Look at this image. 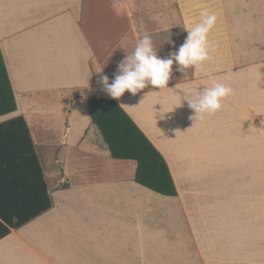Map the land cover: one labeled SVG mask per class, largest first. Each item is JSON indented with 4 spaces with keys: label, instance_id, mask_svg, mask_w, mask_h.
I'll return each mask as SVG.
<instances>
[{
    "label": "crops",
    "instance_id": "crops-1",
    "mask_svg": "<svg viewBox=\"0 0 264 264\" xmlns=\"http://www.w3.org/2000/svg\"><path fill=\"white\" fill-rule=\"evenodd\" d=\"M156 1L0 0L17 103L0 124L24 118L36 157L0 168V264H264V0ZM204 6L219 14L206 70L233 89L221 111L191 119L182 93L151 86L107 95L101 76L111 81L138 40L149 35L167 58ZM183 78L174 66L168 87L204 84L191 70ZM93 96L127 105L177 197L135 183L137 163L111 157L87 112ZM163 106L175 110L167 119ZM45 193L51 209L2 236L17 207L37 212Z\"/></svg>",
    "mask_w": 264,
    "mask_h": 264
},
{
    "label": "trees",
    "instance_id": "trees-1",
    "mask_svg": "<svg viewBox=\"0 0 264 264\" xmlns=\"http://www.w3.org/2000/svg\"><path fill=\"white\" fill-rule=\"evenodd\" d=\"M16 109L15 94L0 49V117L13 113ZM87 112L91 124L97 128L111 157L115 160H131L137 163L135 183L162 196H178L165 159L117 101L93 96L88 101ZM29 159L35 160L36 157L34 143L25 119L19 117L1 123L0 168L23 167ZM36 168L38 171L41 170L37 163ZM41 181L45 189L46 184L43 179ZM23 183L31 189L34 188L32 179L26 178ZM36 195L38 199V192ZM45 195L46 204L37 212L30 213L29 210L17 207V222L10 223L9 228L5 227L2 236L8 235L10 228L19 229L49 211L52 202L49 195L47 193ZM21 196L25 197L26 193H22Z\"/></svg>",
    "mask_w": 264,
    "mask_h": 264
},
{
    "label": "clouds",
    "instance_id": "clouds-1",
    "mask_svg": "<svg viewBox=\"0 0 264 264\" xmlns=\"http://www.w3.org/2000/svg\"><path fill=\"white\" fill-rule=\"evenodd\" d=\"M218 24L219 14L207 6L201 7L196 19L186 18L184 30L187 36L178 50L171 52L167 58L159 55L152 38L145 34L137 41L132 53L126 54L118 64V73L111 81L107 75L101 76L100 82L104 91L109 97L119 101L125 93L136 96L149 86L159 89V93L167 89L177 94L178 90L182 93L177 94L182 102H186L195 113L191 119H203L205 115L216 114L224 107L225 100L233 94V89L228 84L206 70V65L213 61L217 50L210 37ZM174 66L178 72L184 74V78L191 70L196 81H204L203 86L197 87L195 82L189 81L169 88ZM126 106L120 104V107ZM174 111H165L163 106L159 113L160 119H167L168 114Z\"/></svg>",
    "mask_w": 264,
    "mask_h": 264
},
{
    "label": "rangeland",
    "instance_id": "rangeland-1",
    "mask_svg": "<svg viewBox=\"0 0 264 264\" xmlns=\"http://www.w3.org/2000/svg\"><path fill=\"white\" fill-rule=\"evenodd\" d=\"M156 2H157V4L160 5V6H161L162 3H164V2H165L167 5H169V6L171 5V4H170V0H166V1H164V0H157Z\"/></svg>",
    "mask_w": 264,
    "mask_h": 264
}]
</instances>
